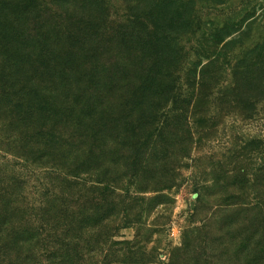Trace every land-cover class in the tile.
<instances>
[{"label":"trees","instance_id":"1","mask_svg":"<svg viewBox=\"0 0 264 264\" xmlns=\"http://www.w3.org/2000/svg\"><path fill=\"white\" fill-rule=\"evenodd\" d=\"M70 2L0 0V108L14 141L9 151L32 164L53 161L60 170L61 161L71 159V177L84 182L73 192L68 179L67 190L55 187L35 207L21 172H2L0 264H264V196L221 205L219 232L204 227L167 263L151 256L145 240L113 234L112 224L129 220L136 203L145 201L137 195L145 189L138 186L145 148L153 155L171 127L187 140V124L181 131L177 121L185 107L177 115L170 103L184 98L188 107L186 97L195 90L164 66L167 54L156 50L163 41L145 16L113 18L106 0ZM96 6L104 8L99 15L92 14ZM256 53L231 68L233 99L264 101V47ZM62 82L64 88L81 85L70 88L67 106L57 100ZM39 114L49 123L37 124ZM119 165L129 185L118 177ZM80 173L96 178L80 180ZM3 175H13L17 186L6 185Z\"/></svg>","mask_w":264,"mask_h":264},{"label":"rangeland","instance_id":"2","mask_svg":"<svg viewBox=\"0 0 264 264\" xmlns=\"http://www.w3.org/2000/svg\"><path fill=\"white\" fill-rule=\"evenodd\" d=\"M105 5L113 18L145 16V25L155 29L163 41L162 49L157 46L156 50L168 55L164 66L174 68L180 83H189L190 90H195V95L186 97L188 107L184 106V98L170 103L177 115L185 107V115L177 121L181 131H188L187 124V140L183 131L177 136L171 127L163 133L165 142L158 144L153 155H147L149 150L145 148V174L142 184L138 182L145 189L137 192L145 201L136 203L129 220L111 227H117L112 232H118L120 238L145 240L151 256L167 263L204 227L219 232L221 205L253 203L264 196V101L245 100L253 98L250 96L233 99L235 91L229 83L234 65L242 59L249 60L253 50H258L256 55L262 52L264 0H106ZM103 9L96 6L92 14L99 15ZM79 84L64 88L60 83V104L67 106L74 93L70 88H78ZM2 111L5 110L0 108V174L21 172L31 206H38L46 194L55 192V187L67 190L68 179L72 180L71 187L76 186L73 192H78L83 188L81 178H96L87 173L79 174L81 181L71 177V159L69 163L67 159L61 161L63 170L56 168L53 161L44 160L47 163L38 165L17 159L9 151L15 148L10 147L14 141L6 136ZM41 123L49 121L39 114L37 124ZM59 127L65 130L62 124ZM121 163H128L125 157ZM108 164L114 170L115 165ZM120 170L123 174L118 177L128 184L125 168ZM12 176L3 175L6 185H16ZM130 190L134 196L135 189Z\"/></svg>","mask_w":264,"mask_h":264}]
</instances>
